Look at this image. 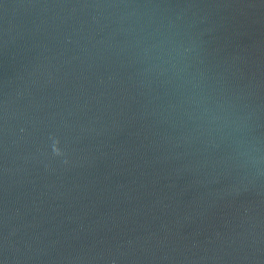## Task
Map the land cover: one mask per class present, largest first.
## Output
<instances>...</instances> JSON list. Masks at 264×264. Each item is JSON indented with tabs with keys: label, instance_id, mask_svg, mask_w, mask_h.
Instances as JSON below:
<instances>
[{
	"label": "water",
	"instance_id": "95a60500",
	"mask_svg": "<svg viewBox=\"0 0 264 264\" xmlns=\"http://www.w3.org/2000/svg\"><path fill=\"white\" fill-rule=\"evenodd\" d=\"M0 264H264V0H0Z\"/></svg>",
	"mask_w": 264,
	"mask_h": 264
}]
</instances>
